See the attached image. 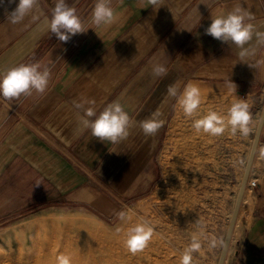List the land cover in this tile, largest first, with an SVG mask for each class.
<instances>
[{"label":"crops","instance_id":"1","mask_svg":"<svg viewBox=\"0 0 264 264\" xmlns=\"http://www.w3.org/2000/svg\"><path fill=\"white\" fill-rule=\"evenodd\" d=\"M93 1L66 0V4L74 7L84 22L83 13ZM126 2L130 12L120 30L116 27L119 16L115 14V22L107 29L93 28L85 38L81 36L80 48L76 47L69 57L64 42L43 30V21L51 16L55 0H38L36 8L18 24L9 23L5 15V10L11 12L18 0H3L0 4V71L20 64H41L58 55L73 63L70 67L64 63L50 79L45 93L13 100L16 115L5 129V118L0 115V184L6 177L4 172L14 174L24 186H44L52 174H62L66 183L68 163L87 164L115 147L108 141H99L88 130L74 135L77 110L73 101L81 98L95 101L97 114L107 104L118 101L135 121L149 118L151 110L159 106L164 120L171 101L164 90L167 92L177 82L181 87L193 83L222 97H233L235 102L245 100L252 117L250 132H256L264 66L252 68L240 62V49L221 43L204 30L212 18L226 15L239 4L253 14L250 22L255 31L264 32V0H163L156 10L142 0ZM56 41L58 51L52 49ZM255 46L254 35L245 47ZM262 60L264 47H259L248 63L259 64ZM154 64L166 67L167 75L154 77ZM231 83L236 86L235 92ZM2 100L5 99L0 97V103ZM160 130L147 138L140 129L133 134L132 159L142 175L146 169L144 160L153 151ZM237 138L233 147L224 150H251L248 135L239 134ZM256 150H264V145ZM263 155L254 157L251 174L264 167ZM149 180L147 175V183ZM80 196L102 211L112 208L103 195L89 189ZM244 198L239 207L236 264H264V183Z\"/></svg>","mask_w":264,"mask_h":264},{"label":"rangeland","instance_id":"2","mask_svg":"<svg viewBox=\"0 0 264 264\" xmlns=\"http://www.w3.org/2000/svg\"><path fill=\"white\" fill-rule=\"evenodd\" d=\"M95 3L82 16L89 26ZM112 7L119 16L116 27L120 30L130 7L126 0H112ZM91 29L64 42L67 57L80 48L81 36L85 38ZM58 45L54 42L52 49L58 51ZM70 60L58 55L41 64L50 68L52 80L64 63L68 67L73 64ZM198 87L201 104L193 117H186L173 100L169 102L154 149L144 160L143 175L131 154V140L138 126L130 130L126 140L96 155L92 162L68 163L66 183L62 174H52L44 186H24L14 174L4 172L6 177L0 184V264H56L60 255L70 256V264H180V254L194 235L201 240L202 248L193 254L192 264H217L250 150H224L234 146L239 131L233 135L226 129L213 137L193 129L195 119L210 111L226 115L235 102L233 97ZM262 88L259 118L264 84ZM16 110L12 102L0 103L4 129ZM157 110L159 106L151 114ZM254 130L248 134V148ZM259 145H264V126ZM261 153L264 150H256L254 157ZM147 175L151 178L148 183ZM251 180L257 185L246 186L244 199L264 183V167L252 174L250 170L248 182ZM84 189L103 195L112 206L110 211H102L82 198ZM119 211L128 213V224L120 225L116 217ZM141 218L153 227L154 235L144 250L132 254L123 245L124 232ZM198 225L203 226V235ZM118 226L122 227L119 234L115 231ZM239 228L238 218L223 264H236ZM212 240L217 241L215 248L209 246Z\"/></svg>","mask_w":264,"mask_h":264},{"label":"clouds","instance_id":"3","mask_svg":"<svg viewBox=\"0 0 264 264\" xmlns=\"http://www.w3.org/2000/svg\"><path fill=\"white\" fill-rule=\"evenodd\" d=\"M12 3L13 0H8ZM142 3L150 5L152 9H158L163 5V0H142ZM3 4V0H0ZM38 5V0H18L16 7L8 12L5 10L7 21L11 24L21 23ZM251 12L245 11L237 4L231 12L226 15H219L211 19V23L205 28L206 35L223 44H233L239 51V61L255 68L264 66V60L259 64L248 63V59L255 57L257 48L264 47V32L255 31V25L250 21L253 19ZM116 16L112 7V0H96L93 7L90 25L86 26L80 19L74 7H69L66 0H55L51 16L45 17L43 30L54 35L58 41L67 43L77 34H84L89 28L107 29L115 22ZM256 37L255 47H245ZM167 68L161 64H154L152 75L162 78L167 75ZM51 79V70L40 63L20 64L6 71H0V97L11 103L21 96L30 97L35 94H43L48 88ZM233 86L235 92L236 86ZM167 97L175 102L186 117H193L201 104V92L199 87L193 83L181 85L179 82L170 85L167 89ZM77 110V125L74 135L90 131V134L101 142L108 141L112 144H119L130 135V130L139 127L143 135L153 137L164 125L161 112H153L151 116L142 121L133 120L129 113L118 101L107 104L99 114L95 109V101L81 98L73 101ZM251 112L249 104L238 99L227 109L226 115L216 111H210L206 115L193 121L192 127L197 132L211 135L213 137L222 135L226 129H230L235 135L238 131L243 136L250 132ZM151 179V178H150ZM40 185V184H37ZM116 217L120 225L128 224L129 215L126 211H119ZM200 235H203V226ZM115 231L119 234L122 227L118 226ZM154 235V229L145 219H139L136 223L127 227L124 232L123 245L135 254L144 250ZM216 240L210 242V247L215 248ZM202 248L201 240L193 236L191 243L183 249L180 254V264H192L193 254ZM71 258L67 255H60L56 258V264H70Z\"/></svg>","mask_w":264,"mask_h":264},{"label":"water","instance_id":"4","mask_svg":"<svg viewBox=\"0 0 264 264\" xmlns=\"http://www.w3.org/2000/svg\"><path fill=\"white\" fill-rule=\"evenodd\" d=\"M263 126H264V105H263V108H262V111H261V114H260L258 127H257V130H256L255 135H254L253 144H252L251 151H250V154H249V158L247 160V163H246V166H245V170H244V174H243V180H242V183H241L239 191H238V196H237L236 203H235V206H234V209H233L232 218H231V221H230V224H229V228H228V231H227L224 243H223V247H222V250H221V253H220L218 264H223V261H224V257H225V254H226V248H227V244H228V238H229V235H230V231H231L233 223H234L236 212H237V210L239 208V204H240V200H241L244 188L246 187L247 177L249 176V173H250V170H251V166H252V162H253V159H254L255 151H256V148H257L258 143H259V139H260V136H261V131H262Z\"/></svg>","mask_w":264,"mask_h":264},{"label":"bare ground","instance_id":"5","mask_svg":"<svg viewBox=\"0 0 264 264\" xmlns=\"http://www.w3.org/2000/svg\"><path fill=\"white\" fill-rule=\"evenodd\" d=\"M7 106H8V104H6ZM5 104L3 105V106H6ZM10 107V106H9ZM252 144H253V142H252ZM251 147H252V145H251ZM251 149V148H250ZM251 151V150H250ZM249 154H250V152H249ZM248 158H249V155H248ZM248 160V159H247ZM247 163V162H246ZM244 174V173H243ZM248 179H249V176L247 177V181H246V184L248 183ZM242 180H243V175H242V179H241V182H240V185H241V183H242ZM247 186V185H246ZM239 188H240V186H239ZM239 191V190H238ZM247 192V187H245L244 188V191H243V194H242V197H241V200H240V204H241V201H242V199H243V197H244V194ZM237 196H238V194H237ZM236 199H237V197H236ZM235 203H236V201H235ZM240 204H239V207H240ZM234 206H235V204H234ZM234 209V208H233ZM238 210H239V208H238ZM238 210H237V212H236V215H235V219H234V223H233V226H232V229H231V231H230V235H229V238H228V244H227V248H226V254H225V257H224V261H225V258H226V256L228 255V253L230 252V249H231V242H232V239H233V233H234V231H235V229H236V226H237V224H238ZM233 213V212H232ZM231 218H232V214H231V217H230V220H229V224H230V221H231ZM229 224H228V227H227V229H226V233H225V237H226V234H227V231H228V228H229ZM224 240H225V238H224ZM223 243H224V241H223ZM222 247H223V245H222ZM221 250H222V248H221ZM220 253H221V251H220ZM219 257H220V255H219ZM218 261H219V259H218ZM224 261H223V263H224ZM217 264H218V262H217Z\"/></svg>","mask_w":264,"mask_h":264},{"label":"built area","instance_id":"6","mask_svg":"<svg viewBox=\"0 0 264 264\" xmlns=\"http://www.w3.org/2000/svg\"><path fill=\"white\" fill-rule=\"evenodd\" d=\"M257 183L255 180H251L248 182L247 186L250 187V188H254L256 187Z\"/></svg>","mask_w":264,"mask_h":264}]
</instances>
